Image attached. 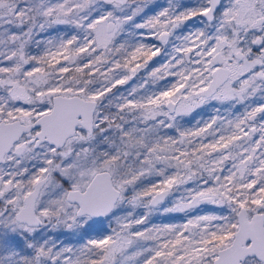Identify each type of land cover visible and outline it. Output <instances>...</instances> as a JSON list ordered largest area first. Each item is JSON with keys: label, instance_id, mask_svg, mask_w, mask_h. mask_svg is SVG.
<instances>
[{"label": "snow or ice", "instance_id": "6c2138e0", "mask_svg": "<svg viewBox=\"0 0 264 264\" xmlns=\"http://www.w3.org/2000/svg\"><path fill=\"white\" fill-rule=\"evenodd\" d=\"M0 264H264V0H0Z\"/></svg>", "mask_w": 264, "mask_h": 264}, {"label": "rangeland", "instance_id": "374dc122", "mask_svg": "<svg viewBox=\"0 0 264 264\" xmlns=\"http://www.w3.org/2000/svg\"><path fill=\"white\" fill-rule=\"evenodd\" d=\"M181 2L182 3H184L185 5H188V6H195L198 2H199V0H181ZM189 2V3H188ZM154 3L155 4H159V5H164V4H166V0H154ZM156 10H159V9H156ZM189 23V27H192L193 25H195V26H199V23H198V20H193V21H191V22H188ZM62 30V29H61ZM63 31V30H62ZM34 51V50H33ZM163 83V82H162ZM127 86H124V87H122L121 88V91H123L124 90V88H126ZM214 106H216V107H219V105H216L215 104V102H213V104L212 105H208V106H206V107H203V108H201V109H198L197 111H199V110H202V109H206V111L208 110V115L210 116V115H212L213 114V107ZM208 116V117H209ZM185 118H188V116H186ZM166 206H170V201H166ZM207 207V209H211L213 206H211V205H208V206H202V208H206ZM141 211H143L142 209H138L137 210V212L139 213V212H141ZM176 216V217H178V216H181L182 214H179V213H171V214H166V215H161V214H154L152 217H151V222H152V220H154L155 221V223L156 224H158L159 222H161L163 219H165L167 216ZM65 234V235H64ZM58 238H59V240H62V241H64L65 243H75L76 242V240H75V238H73V237H71L66 231L63 233V235H64V237H62L61 236V233H56L55 234Z\"/></svg>", "mask_w": 264, "mask_h": 264}, {"label": "trees", "instance_id": "16d2710c", "mask_svg": "<svg viewBox=\"0 0 264 264\" xmlns=\"http://www.w3.org/2000/svg\"><path fill=\"white\" fill-rule=\"evenodd\" d=\"M62 30H65V29L62 28ZM197 112L199 113V115L196 116V119H205V120L208 119V116H209L208 115V110L206 111L205 108L202 109V110H199ZM193 115L195 116V114H193ZM181 123H182V125L184 127H191V126H194L195 120L193 119V116H188V118L183 117L181 119ZM203 209L205 211L209 210V209H207V207L206 208H203ZM183 219H184L183 214L181 216H178V217H176V216H169L168 215L165 219H163L158 224H163V223H178V222H182ZM150 223L156 224L154 220H152V222L150 221Z\"/></svg>", "mask_w": 264, "mask_h": 264}, {"label": "flooded vegetation", "instance_id": "af4514ba", "mask_svg": "<svg viewBox=\"0 0 264 264\" xmlns=\"http://www.w3.org/2000/svg\"><path fill=\"white\" fill-rule=\"evenodd\" d=\"M188 3H189V2H188ZM148 14H149V15H151L152 13H151V12H149ZM64 235H65V234H64ZM64 235H63V234H61V236H62V237H64Z\"/></svg>", "mask_w": 264, "mask_h": 264}]
</instances>
